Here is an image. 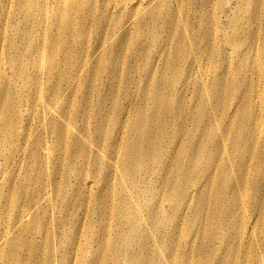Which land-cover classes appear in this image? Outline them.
I'll use <instances>...</instances> for the list:
<instances>
[{
	"label": "rangeland",
	"instance_id": "obj_1",
	"mask_svg": "<svg viewBox=\"0 0 264 264\" xmlns=\"http://www.w3.org/2000/svg\"><path fill=\"white\" fill-rule=\"evenodd\" d=\"M39 43L43 68L47 71L51 66L56 72L32 83L29 78L37 65L33 61ZM263 53L264 0H143L141 4L136 0H0V196L8 212L5 219L10 222L17 206L27 204L25 194L37 195L42 185L46 230L49 238L56 235L59 264L75 261L70 256L78 243L80 248L94 245L102 219L98 209L103 205L110 211L107 225L116 224L118 207L122 209L118 222L125 236L119 231L117 240L106 233L113 249H118L120 240L125 248L133 236L153 244L158 228L157 233H130L125 224L137 217L140 226L164 223L159 208L168 210L165 216L171 228L182 218L180 223L186 226L179 223L178 230L200 231L199 221L220 209L222 202L211 180H206L208 175L198 171L204 169L209 155L223 150L212 142L220 141L223 133L227 153L229 141L233 145L232 141L256 137L251 116L264 124V69L258 68ZM222 73L229 85L242 84L247 74L255 86L237 94L228 89L219 99L217 83L220 88L222 81L214 75ZM235 98L241 103L239 110L224 116V101L231 105ZM60 108L63 116L56 113L52 120L50 110ZM65 114L61 132L65 129L67 135L52 150L56 141L52 133ZM57 138L61 140V134ZM45 141L50 146L48 155L42 149ZM191 152L198 154L200 169H188L185 183L180 173ZM248 156L251 175L260 158L251 164ZM153 160L163 161L165 169ZM144 165L154 170L146 181L136 172ZM182 183L202 190L194 193L195 204L190 202L183 217L170 210L168 202L171 191ZM122 189L129 198H123ZM177 195L176 191L173 198ZM63 204L68 207L58 212ZM128 205L132 211L126 209ZM56 213L65 219L55 230ZM34 224L32 248L25 234L15 236L21 241L18 257L26 263L46 264L43 253H52L53 246L44 241L41 222Z\"/></svg>",
	"mask_w": 264,
	"mask_h": 264
},
{
	"label": "bare ground",
	"instance_id": "obj_2",
	"mask_svg": "<svg viewBox=\"0 0 264 264\" xmlns=\"http://www.w3.org/2000/svg\"><path fill=\"white\" fill-rule=\"evenodd\" d=\"M141 2H143V0H136V3L138 4H141ZM40 50H41V45L39 43L36 45L37 60L33 61L34 65L36 63L37 65H36V68L33 70L34 71L33 76L29 78V82H32V83L41 80L42 77L44 76L48 78L52 77L56 72V70L53 69L51 66L47 68V71H45L42 65L43 61L40 58L41 57ZM258 64L262 65L258 67L259 70L262 71L264 69V53H263V56L260 58V61L258 62ZM214 76L216 78H219L222 81L220 88L217 83V91L219 94L218 96L219 99L221 98L220 94L228 89H231L234 94H237L239 92H246L247 90H251L252 87L255 86V83H256L255 80L250 81V78L247 74L245 75V79L247 81L244 79H241L242 84L233 83L231 85L227 83L226 80L228 76L225 75V73H222L220 75L215 74ZM242 101L245 102L246 98L244 97ZM227 103L228 102L225 100L223 111H222V114L224 116H227L228 114H230L231 111L233 114H236V112L239 110L241 106V103L238 102L237 98L234 99L231 105H227ZM256 103L257 102H255L254 105H256ZM187 108L188 107H186V109ZM62 109L63 108H60L59 110L51 109L49 112V117H51L53 120L54 115L56 113L57 115L60 113V115L63 116L61 112ZM64 112H66L67 114V111H64ZM164 112H167V110H164ZM191 112H190L189 117L191 116ZM66 114L63 117V121L57 125L55 132L53 131L52 133L56 139L52 150L54 149L57 150V148L60 147L59 145L64 135L65 136L67 135V132L65 131V129H64V133L61 132L62 126L66 127L64 125V123L66 122V116H67ZM260 114L262 113L260 112L257 115H260ZM251 119L252 121H254V124H255L254 128H252V131L254 132L256 137L254 136L250 137L248 138L246 142H241V140L243 139L232 141L233 145L231 141H229L231 144L230 146L231 151L229 149V151L225 153L226 150H228L226 149L228 146L227 139H226V136L223 135V133L222 135L220 134L221 137L218 136L220 137V141L215 140L216 142L213 141L212 143L213 145H217L218 143V145L222 147L223 150H221L220 154H218L219 153L218 152L217 154L215 153V154L209 155V157L206 159L204 169H200V167L198 166L200 163L198 154L191 152L190 155L186 156V159L188 162L186 164L187 166L183 168L182 172L180 173L184 177L185 183L187 182L188 169L190 170L191 167L193 169L196 167L200 169L198 171L201 174L208 175L206 180L208 182L211 180L210 183L212 185V188L214 186L216 192L220 193L219 198L222 200V202H220L221 203L219 207L220 209L214 210L211 214H208V215H205L203 213L206 219L204 221H199L200 231L195 229L193 232L183 233L184 231L181 232V230H178L180 229L178 227H179L180 221L183 220L182 218L178 220V223L176 224L175 228H171L169 220L167 216H165L166 214H169L168 210L159 208L160 205L158 207L157 203L155 202L154 208H157V207L159 208V211L162 212V214L164 215L163 219H166V222L158 224L157 226L155 225L154 226L153 225L140 226L138 221H141V219L137 217V218H133L129 220L125 224L129 228L128 230L130 231V233H134V232L140 233L141 232L144 234H149L151 232H155L156 231L155 229L158 228L159 229L158 234L154 235V243L149 244L148 241L139 240L136 236H133L128 239V243L125 248H122L123 240H120L118 249H115V248L113 249V248L108 247V242H111V240L108 236L106 237V233L109 236L113 233V236L117 240H119L121 237L119 231L123 232L122 237L125 236L123 227L118 222L119 214L122 211V209L118 207L116 224L112 222L107 225V222L110 220V211L107 210L106 205H103L98 209V212L102 214V219L99 223V228H97L96 230L97 237L93 236L96 238L94 245L93 243L87 246L82 244V247L80 248L81 244L76 243L77 244L76 245L77 248H75L76 252L74 251V254L70 256L71 259L73 258L75 260L73 261L74 262L77 261V263L79 264H264V135H263L264 134V124L262 123L261 119L256 118V115L251 116ZM52 120H50V122ZM241 120H245L244 115H242ZM184 122H186V120ZM58 134H61V140L57 138ZM45 143L46 145H44L42 149H43V153L45 155H48L50 146L48 145L46 141ZM241 144H246V145L244 146ZM257 145L260 146L259 150L255 149ZM118 146L119 144L117 145V147ZM200 148L202 150V146ZM216 148L217 150L219 149L218 147ZM240 148L242 150H240ZM258 152L260 154H257ZM249 153L251 154V156L250 157L248 156L249 157L248 161H250L251 164L257 156L260 158V159L257 158L255 160V163L253 164L254 173L251 175L248 174L250 169L248 166L249 163H247V160H246L247 159L246 156ZM214 156L216 158H214ZM153 162L158 163L160 169H165L162 166L163 161L153 160ZM159 168L158 169L154 168V169L159 170ZM232 169L234 171H236L237 169V171L231 173ZM201 170H203V172H201ZM136 172L140 174L141 180H145L148 176H151L154 170H153V167H148L144 165L141 167L139 171H136ZM123 173H124L123 170H120L119 176L123 175ZM233 178H234V183L231 181ZM170 182H173V181H170ZM119 183L122 185L120 180H119ZM163 184H165V182ZM164 189H165V185H164ZM41 190H42V185H41V189L37 191L38 192L37 195L29 196V194H25L26 195L25 199L29 197L27 199L28 200L27 204L22 205L20 203L17 206L16 214L11 219L10 222L5 219L6 218L5 215L8 212L5 210L6 208L4 207V204H2L1 202L2 199L0 196V263L4 262L5 264H8V261H11L12 264H30L29 262L26 263V261H23L21 257L20 258L18 257V253H20L19 248H20L21 241L20 239H18V237L17 239H15V236L17 232L25 234L26 237H29L28 242H30L29 243L30 246H28V248L30 247L32 248V246H34L33 244H35L34 243L35 238L32 237L30 233L35 227L34 222L36 220H39L42 225L41 226L42 228H39V230L40 229L41 231L44 230V233L46 235V236L43 235L44 241L47 243L50 241L49 243H52V246H53V252L51 253L48 251L47 253H43V258L44 260H46L47 262L46 264H59L58 258L55 256L56 250H57L56 246H55L56 250H54V242H55L54 240L56 239V235H52V237L49 238L47 230H46L48 226V222L45 217V213L47 211L41 204V200L44 196L42 195L43 191L41 192ZM122 190L124 193L123 198L124 199L129 198L130 194L126 190L124 189ZM200 190H198L197 188L190 189V187L188 189V186H186L184 183H182V185H178L175 189L171 191L168 197L170 210L175 209L176 215L183 217L184 213L188 212L186 211L188 206H191L190 202H193L191 199L194 197V193ZM176 191L178 195L175 198H173V195ZM231 191H233V193H231ZM228 192H230L231 194H229ZM197 194L199 193L197 192ZM38 195L39 197H37ZM159 199H161V197ZM179 200L182 202V204L178 202ZM225 200L227 202H224ZM51 204L53 205V203ZM193 204H195V202H193ZM224 205L225 207H223ZM66 206L68 207L67 204H63V206L58 207V212H62V210L67 208ZM208 208L209 207H207V209ZM126 209L128 211H132L129 205L127 206ZM211 209H212V206H211ZM56 214L58 215V213ZM151 214H152L151 211L147 212L146 214L147 219L151 218ZM213 217H214V222L212 223ZM64 219H65L64 217L59 216V215L56 216L55 219H53L54 220L53 226L55 230H56V227L57 228L61 227L62 222L64 223ZM16 224H18L19 226L16 228V230H14ZM180 224L183 225V223H180ZM23 226L25 227L24 229L22 228ZM183 226L185 227L186 224ZM68 240L70 241V244L73 243V246H74V241L72 237L71 239L68 238ZM85 244H87V242ZM89 247H92L93 249L89 250L90 249ZM53 259L56 260V262H53ZM69 261H72V260H69ZM74 262H72V264H74Z\"/></svg>",
	"mask_w": 264,
	"mask_h": 264
}]
</instances>
